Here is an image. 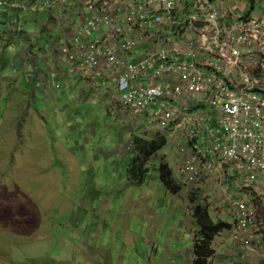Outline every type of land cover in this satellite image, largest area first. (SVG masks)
Listing matches in <instances>:
<instances>
[{"label": "rangeland", "instance_id": "obj_1", "mask_svg": "<svg viewBox=\"0 0 264 264\" xmlns=\"http://www.w3.org/2000/svg\"><path fill=\"white\" fill-rule=\"evenodd\" d=\"M67 8L53 17L29 8L16 27L8 9L0 14V264H192V207L208 204L215 222L222 215L234 224L237 207L225 201L239 196L227 178L188 186L179 157L187 139L145 130L113 104L112 82L74 74L59 54L65 24L81 27L89 10ZM148 133H166L168 143L136 185L128 145ZM160 160L182 187L177 195L158 176Z\"/></svg>", "mask_w": 264, "mask_h": 264}, {"label": "built area", "instance_id": "obj_2", "mask_svg": "<svg viewBox=\"0 0 264 264\" xmlns=\"http://www.w3.org/2000/svg\"><path fill=\"white\" fill-rule=\"evenodd\" d=\"M57 2L72 4L78 14L89 10L59 54L76 75L109 73L117 92L113 104L138 124L189 139L179 149L189 164L183 171L187 183L201 178L190 150L197 149L193 141L212 121L205 173L228 165L249 179L264 175L261 15L235 13L230 19L214 0H3L0 5L16 17L11 20L16 27L19 12L49 10ZM100 30L102 41H93L90 36ZM232 206L235 227L251 248L261 216L245 200Z\"/></svg>", "mask_w": 264, "mask_h": 264}, {"label": "crops", "instance_id": "obj_3", "mask_svg": "<svg viewBox=\"0 0 264 264\" xmlns=\"http://www.w3.org/2000/svg\"><path fill=\"white\" fill-rule=\"evenodd\" d=\"M214 2L216 3V5L218 7L223 8L224 14L226 15V17H228L230 19H233V17L235 16V13H237V14L249 15V16L250 15L251 16L252 15H261L262 19L264 20V1H260V2H262L261 3L262 6L259 8V10L257 12H254V9H256L258 7V3H257L258 1L257 0H216ZM63 6L64 5H62V8H61L60 3L57 2L55 4V7H54L55 11H51V12H49V10H42V11H45L51 17H53V15H55L56 12L60 13L63 11L65 12L67 10L69 12L71 11V9H68V8L65 9V7H63ZM3 11H6V9H4V10L0 9V14L3 13ZM244 11H246V12H244ZM154 13L156 14L157 12H154ZM6 15H7V13H6ZM82 25H83V23H81V27H82ZM65 26L67 28V32L63 33L64 34V36L62 38L63 43H65L72 34L76 33L81 28L80 26L75 27V23L73 21L71 23H69V25L65 24ZM102 36H103V33L100 30L98 33L92 34L90 36V38L95 42H101ZM2 38H4V37L2 36ZM58 40L62 41L60 38ZM35 48H36V45H35ZM141 52H142V49L138 50L137 52H134L132 57L135 58L138 55V53L140 54ZM61 55H63V54H61ZM64 57H66V56L64 55ZM102 75H103V73H92V75H85V76H82V78L84 77L86 80H90V81H94V82H101L102 86H105L108 81L112 82L111 81L112 79H111V76H109V73L104 75V76H102ZM112 89L115 90L114 83H112ZM149 128H150V126H148V129H146V130L149 131ZM153 128L157 129V126L154 125ZM213 129H214V124L212 121L211 123H209L207 125V129H206L205 134L202 135L201 137H199L197 140L193 141V142H196V146H197L199 153L205 154L206 149H208V144L212 142V139L209 137V133ZM149 134L150 133L145 134L143 136L142 140H151L152 138L156 137V135H155L151 139H148L147 137ZM169 137L173 140L174 143H176L177 141H180L177 138L183 137L184 140L187 139V137L184 134L174 135L172 133ZM135 138H137L136 135H135L134 139ZM166 139H167V136H166ZM188 140L189 139H187V141ZM183 142L184 141H182L181 145L183 144ZM167 143H168V139H167ZM167 143H166V145H167ZM219 143L221 145H224V141L221 138L219 140ZM133 148L135 150L134 142H133ZM163 148H161L159 151H161ZM159 151L154 156H156L159 153ZM153 157H151L146 162L145 168H148L150 160ZM162 163L167 164L168 167L170 168V170L172 171V173H174L173 169L169 166V164L167 162L160 160V165ZM158 170H159V168H158ZM158 176H159V172H158ZM210 176L217 179V182H218L217 185L218 186H219V184L223 183V181H222L223 179L227 178L230 181L232 188L235 189V192L232 195L239 196L238 197L239 200L240 199L245 200L248 203V205L257 212V214L259 216L264 217V215H263V212H264V175L260 176L258 174H254L253 175L254 178L249 179V177H247L249 175L239 176L236 173V171L233 170L231 167L222 166L221 168L217 169L214 174H211ZM173 177H174V174H173ZM175 181L177 184H179L176 179H175ZM237 188H239V190ZM242 188H247V189H249V191L242 190ZM224 190L226 192L227 188ZM254 193L257 194V196H260V199L258 200V202H255V198L253 196ZM173 195H177V194H173ZM229 198L230 199H228V200H231L234 197H229ZM235 199H237V198H235ZM203 206H207L209 210H212L208 204H205ZM221 216L218 217V219L220 221H223L221 219ZM223 222L230 224L231 227L228 230H224L223 232H221L214 239V242H213V248L215 250L214 264H264V221L261 223V226L256 228L257 235L253 239L252 249H247V248L243 247V234L236 232L235 225L232 224L233 222H231V221H223ZM239 249H241V250L243 249L244 251L240 252Z\"/></svg>", "mask_w": 264, "mask_h": 264}, {"label": "trees", "instance_id": "obj_4", "mask_svg": "<svg viewBox=\"0 0 264 264\" xmlns=\"http://www.w3.org/2000/svg\"><path fill=\"white\" fill-rule=\"evenodd\" d=\"M14 34H10V38ZM1 39V38H0ZM167 143L164 136H156L151 140L135 138V151L137 157L133 158L132 164L127 173L132 183L142 185L148 169L145 168L146 162L153 157ZM159 178L166 190L171 194H178L182 187L176 183L173 173L167 164L162 163L159 167ZM208 207L200 204L192 207L194 222L198 227V234L194 238L192 249V264H211L215 258L213 242L224 230H228L231 225L223 221H213L208 213ZM257 235V233H256Z\"/></svg>", "mask_w": 264, "mask_h": 264}, {"label": "clouds", "instance_id": "obj_5", "mask_svg": "<svg viewBox=\"0 0 264 264\" xmlns=\"http://www.w3.org/2000/svg\"><path fill=\"white\" fill-rule=\"evenodd\" d=\"M0 1H3V0H0ZM214 1H216V0H214ZM214 4H216L215 2H213ZM217 6V5H216ZM0 8H4V9H6L5 8V6H3V5H0ZM18 33V31H16V32H14V33H12V34H14V35H16ZM4 38H10V35H8V36H4ZM106 74H108V73H104L102 76H104V75H106ZM86 74H83V75H81V76H85ZM88 75V74H87ZM92 75V74H91ZM101 76V77H102ZM109 76H110V74H109ZM84 78V77H83ZM112 81V80H111ZM113 83V82H112ZM115 91V90H114ZM115 94H117V92L115 91ZM149 126H151V125H149ZM147 127V126H146ZM143 128H145V127H143ZM148 128V127H147ZM138 129V128H137ZM139 130V129H138ZM146 130V129H145ZM139 132V131H138ZM133 135H135V134H133ZM160 135H165L166 136V133L165 134H160ZM159 135V136H160ZM158 136V135H157ZM136 137L138 138V139H142L141 137H139V135H136ZM134 138L133 139H131V142H130V144L128 145V148H129V151L130 152H132L133 151V153H134V148H133V142H134ZM187 143V142H186ZM195 150H198V149H194L193 151H191L190 150V154L192 155V156H194L195 158H197L198 160H201V161H205V156H206V151H205V154H202L201 155V158L202 159H199V157L198 156H196L195 154H194V151ZM180 151V150H179ZM134 154H136V153H134ZM179 157H181V159H182V163H183V161H185L184 160V156L181 154V153H179ZM182 165V164H181ZM198 165V170L200 171V179L197 181V182H195V183H187V181H186V178H185V174L184 173H182V176L184 177V180H185V182H186V184L188 185V186H191V185H194V184H197V183H200L203 179H205L206 177H208V176H210L211 174H214L215 172H216V170L214 171V172H212V173H205V170H204V166L202 167V165H203V162H200V163H198L197 164ZM225 166H228V165H225ZM148 169V168H147ZM236 200H239V199H234V198H232L231 200H228V201H226L225 203L228 205V202L229 201H236ZM241 200V199H240ZM229 206V205H228ZM193 216V215H192ZM234 217H235V223H234V225H236V215H234ZM194 219V218H193ZM213 220V219H212ZM214 221V220H213ZM264 221V217H259V220H258V224L260 223H262ZM258 227V226H257ZM235 230H236V232H238V233H242V232H239V231H237V229L235 228ZM243 234V237H244V239H245V237H246V235L244 234V233H242ZM254 234L256 235V229H255V231H254ZM196 236V235H195ZM195 238V237H194ZM243 243H244V241H243ZM252 244H253V242H252ZM252 244H251V246H252ZM243 247L244 248H246L245 246H244V244H243ZM247 249H252V247L251 248H247ZM241 251H244L243 249L242 250H240V252Z\"/></svg>", "mask_w": 264, "mask_h": 264}, {"label": "bare ground", "instance_id": "obj_6", "mask_svg": "<svg viewBox=\"0 0 264 264\" xmlns=\"http://www.w3.org/2000/svg\"><path fill=\"white\" fill-rule=\"evenodd\" d=\"M200 162H203V161L197 159L194 162H192L191 164H198ZM186 165H189V164H187L185 161H183V163H182L183 171H184Z\"/></svg>", "mask_w": 264, "mask_h": 264}]
</instances>
